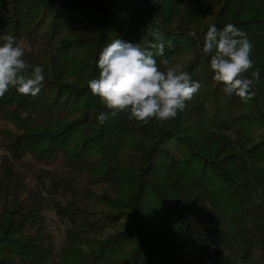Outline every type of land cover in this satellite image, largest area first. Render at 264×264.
<instances>
[{
	"label": "trees",
	"instance_id": "obj_1",
	"mask_svg": "<svg viewBox=\"0 0 264 264\" xmlns=\"http://www.w3.org/2000/svg\"><path fill=\"white\" fill-rule=\"evenodd\" d=\"M229 23L260 72L247 103L202 51L208 28ZM153 31L168 67L202 87L174 119L100 124L111 110L87 86L100 52ZM6 34L45 81L0 97V124L15 129L0 128V264H264V0H0V45ZM46 211L64 226L57 250Z\"/></svg>",
	"mask_w": 264,
	"mask_h": 264
},
{
	"label": "clouds",
	"instance_id": "obj_2",
	"mask_svg": "<svg viewBox=\"0 0 264 264\" xmlns=\"http://www.w3.org/2000/svg\"><path fill=\"white\" fill-rule=\"evenodd\" d=\"M152 40L133 44L115 39L99 54V75L88 81L94 96L111 110L98 116L104 124L109 116L126 113L129 120L145 125L156 120L165 122L174 119L186 107L202 87L183 70L182 65L168 67L165 57L163 34L150 33ZM0 45V97L10 88L21 95L36 96L45 81L43 66L31 65L25 59V49L11 34L2 37ZM202 51L211 57L210 68L213 79L221 82L226 95L239 97L244 103L255 97V83L259 81V69L252 60L253 44L246 33L229 23L222 30L215 25L208 28L203 40ZM156 57H161L159 65ZM251 71V77L247 74Z\"/></svg>",
	"mask_w": 264,
	"mask_h": 264
},
{
	"label": "rangeland",
	"instance_id": "obj_3",
	"mask_svg": "<svg viewBox=\"0 0 264 264\" xmlns=\"http://www.w3.org/2000/svg\"><path fill=\"white\" fill-rule=\"evenodd\" d=\"M184 61H185L184 57L177 59V62H179V63L184 62ZM0 128L3 130L15 133V129L8 124H4V125L0 124ZM1 155H2V150H0V159H1ZM50 173H51V176L53 179H51V177H47L46 179H44V183L46 185H49L52 181H54L55 173L59 175V172H56V171L50 172ZM30 179L27 180V183H26L27 186H33ZM79 181H80V177H76L75 174L69 175L68 182L70 185L78 186ZM44 227H45V231H44L45 240L50 242L51 245L54 246L55 249L57 250L59 248V246L61 245V243L63 242V239H64V226H63V224L57 219V217L55 216V214L52 211H46L44 213ZM110 233H111L110 231L105 232L103 237H106Z\"/></svg>",
	"mask_w": 264,
	"mask_h": 264
}]
</instances>
